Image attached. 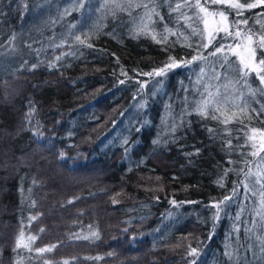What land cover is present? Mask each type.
<instances>
[{
    "label": "trees",
    "instance_id": "trees-1",
    "mask_svg": "<svg viewBox=\"0 0 264 264\" xmlns=\"http://www.w3.org/2000/svg\"><path fill=\"white\" fill-rule=\"evenodd\" d=\"M43 1L0 0V264H228L219 237L240 221L250 232L232 259L264 264V220L250 214L258 199L239 206L238 198L264 153L245 155L248 136L260 137L250 129L264 130V112L252 111L264 102L228 124L194 111L202 97L193 85L219 83L206 74L213 68L225 81L233 62L197 60L155 75L204 43L184 26L201 31L180 14L192 11H172L184 0H143L159 13L145 31L143 8L130 15L106 0H68L64 10L54 3L67 0ZM215 10L229 22L247 18L239 28L260 34L264 5L240 16ZM224 40L199 51L208 56Z\"/></svg>",
    "mask_w": 264,
    "mask_h": 264
},
{
    "label": "snow or ice",
    "instance_id": "snow-or-ice-1",
    "mask_svg": "<svg viewBox=\"0 0 264 264\" xmlns=\"http://www.w3.org/2000/svg\"><path fill=\"white\" fill-rule=\"evenodd\" d=\"M109 2V0H106V4ZM110 2L114 5L115 9L121 10V11H128L131 15V12L137 8H143L145 9L144 16L141 17V20L144 21L140 26V31H145L148 28L149 23H155V21L152 19L153 15L159 16V13L156 12L155 7L150 6L149 3L143 2V0H110ZM208 0H206L205 4H201L200 0H195V3L192 4L189 2V0H184V3H176L175 8L172 9L173 12H179L182 8L188 7V8H195L197 11L194 13V16L196 19H199L204 24V29L201 30L198 33V30L194 27H192L191 24H185V27L191 28L193 34H199L201 36V41H203L204 32H207V39L208 43L205 44L201 42L199 45H197V54L193 55L190 60H181L176 61L175 59H172L171 63H168L165 65L164 68H160L159 71L155 72V75H161L165 72L166 69H170L175 66H179L180 64H183L187 66L188 64L194 62V61H205L207 62L208 56H217V54L225 53L226 48L228 51H232L233 55H236L239 59L240 67L237 69L238 72V79L235 81L236 84H240L242 88H247L250 95H255L256 91H264L260 89H252L251 85L248 83L247 77L251 72H255L257 75V78L260 81L261 85H264V23L261 24V29L259 30L260 34L258 35L257 31H253L252 28H248L246 31L239 28L240 24L247 25L248 19L244 18L242 20L239 19H233L231 22L228 20V15L226 10H218V11H209L207 8ZM211 3L213 4H227L230 8L237 10L236 15L240 16L242 15V12L239 10L247 8V9H253L258 6L264 5V0H254V2L249 3L248 0H244V3H240L239 0H211ZM181 16L184 17V19L191 20L193 19L192 16H188L187 13L181 12ZM203 14V15H201ZM113 15H115V11H113ZM260 15H264V13H261ZM219 16L221 19L218 21H214V26L210 29L209 28V17H216ZM160 20H163V17H160ZM165 32L171 35H176V32H174L172 29L167 28L165 26ZM220 32L225 33V37H232L233 40H236V38H241L238 43L228 44L225 46L223 43L216 46L211 52L208 53V56H205L202 51H199V49H207L213 37L215 35H218ZM243 32V36H242ZM181 36H183V33H180ZM161 40L164 42H167L168 35H165L163 33L160 34ZM254 36H258L256 40H254ZM225 37H221V40H224ZM156 37L153 36V39ZM75 40H77L79 43L84 44L85 40H82L80 36H76ZM160 42V41H158ZM88 47H92L91 44L87 45ZM235 48H244V53L241 54L234 51ZM257 50H260L261 57L258 60L257 63ZM61 57L57 56L56 59L59 60ZM220 68H224L226 64H228V56L225 54L223 56V60L218 62ZM35 67V66H33ZM227 71V70H226ZM201 74H204V68H200ZM145 75H153V73H146ZM211 79L220 81L222 79V74L219 72H216L215 68H213V75L211 76ZM224 80H227L228 77L226 75L223 76ZM124 81H121L123 83ZM137 83H140L139 81ZM199 83V80H198ZM232 83V81H228L227 84H223L222 86L227 89L228 84ZM144 85L141 83V88H143ZM201 99L195 102L194 111L199 114L202 117H208L211 119L219 120V122L228 124L232 122V119L236 117L237 113L236 111H232V109H238L239 112L244 113L248 111V104L246 102L240 104L237 103V101H243L244 93L243 91L237 90L234 92L231 96L225 92L221 93L220 87L214 86L212 84H205L203 92L201 93ZM229 105H231V108H229ZM231 111V115L229 116L227 113ZM252 111L256 112V115L259 116L261 112H264V106L261 107L260 110L252 109ZM219 113L220 115H217ZM223 116V119L220 117ZM250 120L252 119L251 116L248 117ZM211 132L212 130L209 129ZM250 131L252 133H256L259 131L261 140L260 143L257 144L254 142L255 137L254 136H248V140L253 141L251 144V149L249 153H246L245 155H251V156H259L261 152H264V130H257L255 128H251ZM229 146H231V141H228ZM245 163H249L248 161H245ZM261 163H264V157H261ZM259 168V165H257ZM243 171V170H241ZM245 180L241 181V183L244 186L246 198L248 196L257 197L258 199V206L253 209V211L256 213V215L261 219L264 220V179L261 177V172L257 171L255 174L252 173L251 169H249L247 172L244 173ZM255 175L256 179L253 183H248V179ZM256 185H259V188L256 187ZM235 193V189H234ZM225 199H231V197H226ZM71 202V201H70ZM115 203V201H114ZM175 203V201H173ZM43 231V229H41ZM23 235V233H21ZM34 239V238H32ZM19 247V244L17 245ZM55 245L49 248H39L37 251L39 253L49 252L54 248ZM189 255L190 256H196L197 255V248L191 247L189 245ZM227 254V253H226ZM230 255V254H227ZM44 264H49L47 260H45ZM67 264V262H65ZM190 264H196L195 260H192Z\"/></svg>",
    "mask_w": 264,
    "mask_h": 264
},
{
    "label": "rangeland",
    "instance_id": "rangeland-1",
    "mask_svg": "<svg viewBox=\"0 0 264 264\" xmlns=\"http://www.w3.org/2000/svg\"><path fill=\"white\" fill-rule=\"evenodd\" d=\"M55 0H45V1H43V3L41 4V5H49V4H51V3H53ZM206 1V0H205ZM109 2H110V0H109ZM189 2L190 3H192V4H194L195 3V0H189ZM201 2V1H200ZM69 3V1L67 0V1H64L63 2V4L62 3H54V7L56 8V9H66L67 8V4ZM202 4V3H201ZM208 5V6H207ZM207 8L209 9V11L211 12V11H218V10H215V8H219V7H223V8H227V9H232V8H230L227 4H213V3H211V0H208V2H207ZM210 7H213V10H211V8ZM187 9H189L190 11H192V17H193V19L192 20H194V21H197L198 23H199V25H200V28H201V30H203L204 29V24L199 20V19H196L195 18V16H194V13L197 11L195 8H188V7H186ZM245 9V8H244ZM201 15H203V14H201ZM209 19V28L211 29L213 26H214V21H218V20H220L221 18L219 17V16H216V17H209L208 18ZM228 20H229V18H228ZM207 32H204V43L205 44H207L208 43V39H207ZM225 36V33L224 32H220L218 35H215L214 37H213V39H212V41H211V44H210V46H213L216 42H217V40L218 39H221V37H224ZM225 39H230V40H227V42H226V40H224L225 41V43L226 44H224L225 46H227L228 44H233V46L235 45V43H238L239 42V40L241 39V38H236V40H233V38L232 37H226ZM209 46V47H210ZM209 47L206 49V50H208L209 49ZM234 51L235 52H238V53H241V54H245L244 53V48L243 47H241V48H235L234 47ZM227 55L228 56V64H229V62H233L232 64H233V66H227L228 64H226L225 66H227V73H228V75H227V77H228V79L227 80H225V81H222V79L220 80V82L219 83H217L215 86H218V87H220V91H221V93H225V92H227L230 96L234 93V92H236L237 90H239V91H243V93H244V97H243V101H237V103H240V104H242V103H244V102H246L247 104H248V110L249 109H251V107L252 106H254V105H256V104H258V103H260L261 102V104L264 102V91H256L255 92V95L253 96V95H250L249 94V92H248V89L247 88H242L241 87V85L240 84H236L235 83V81L239 78L238 76H237V73H236V70H235V67L236 68H239L240 67V64H239V59H238V57L236 56V55H233L232 54V51H228L227 50V48H226V51H225V53H221V54H217V56H214V57H212L210 60H207L208 61V63L207 64H210V66H215V64H217V66H219V63L218 62H220V61H222L223 60V56L224 55ZM260 55L259 54H257V63H258V60H259V58L261 57H259ZM183 60H188V59H183ZM210 61V62H209ZM196 61H194V62H192V63H190V64H188L187 66H185V65H183V64H180L179 66H175V67H172V69H180V68H185V71H188V69L189 68H191V66L193 65V63H195ZM204 66H207V65H205V64H203V67ZM207 76H209L210 77V79H211V76L213 75V71H207ZM262 74H264V73H262ZM193 76H194V74H193ZM247 80H248V83L251 85V87H252V89H260V90H264V85H261L260 84V81H259V79L257 78V75H256V73L255 72H251L250 74H249V76L247 77ZM228 81H232V83H230V84H228V88L227 89H225L222 85L223 84H227L228 83ZM253 85H255L257 88H255ZM194 87H193V90H192V92L194 93V95H198V94H200V93H202L203 91H202V89L200 88V86L199 85H196V84H194L193 85ZM263 92V93H262ZM201 96V95H200ZM200 100V99H199ZM195 102L196 101H193L192 103H194V105H195ZM187 103L189 104L190 102L189 101H187ZM229 108H231V105H229ZM186 110H188V108L186 109ZM236 111L238 114H241V115H246L247 114V112H244V113H241V112H239V110L238 109H232V111ZM260 140H261V137H255V140H254V142H256L257 144H259L260 143ZM259 157V156H258ZM261 157H264V153L260 156V158H259V160H258V162L255 164V166L253 167V171H252V173L253 174H255L257 171H260L261 172V177H262V179H264V163H261ZM257 165H259V168L257 167ZM255 179H256V176L255 175H253V176H251L249 179H248V183H249V181H251V183H253L254 181H255ZM256 187L257 188H259V185H256ZM239 201L242 203L241 205H239V206H242V205H244V204H246V206L248 205V206H253V204L254 203H256L255 202V199L254 198H252V196L251 197H249V202L247 201V199H246V194H245V189H244V186H243V188L239 191ZM239 211V212H238ZM241 213V210H238V209H236V212H235V215H239ZM250 214H251V216H253V217H256L257 215H256V213L253 211V210H251L250 211ZM214 219H216L215 217H214ZM217 220V219H216ZM241 222V221H240ZM240 222H239V226H238V229H240V230H238V231H235V232H229V233H227L226 232V229H225V231L223 232V234L219 237V239H220V241H221V243H222V245L226 248L227 247V249H231V250H229L228 252H227V254H230V255H227L226 253H224V255H220V254H218V257L219 256H221V257H223V258H226V260H227V262H228V264H238V259H232L234 256H235V254H234V247H241L242 248V250L241 251H244L245 249H246V244H247V241H248V236H247V233H249L250 231L249 230H247L246 228H245V225L243 226V225H240ZM250 223H252V220L250 219V221H249ZM253 223H255V219L253 218ZM234 231V230H233ZM245 231V232H244ZM237 233V234H236ZM235 238H237V239H235ZM255 239H257V238H255ZM255 239H252V240H254V241H251V244H252V249H253V252L254 253H256L255 252V250H256V241H255ZM251 240V239H250ZM240 254H241V252H240ZM258 263V260L257 259H251L250 261H242L241 262V264H257Z\"/></svg>",
    "mask_w": 264,
    "mask_h": 264
}]
</instances>
